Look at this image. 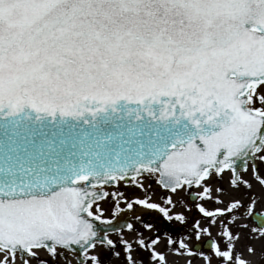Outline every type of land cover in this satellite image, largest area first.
<instances>
[{
	"label": "snow or ice",
	"instance_id": "1",
	"mask_svg": "<svg viewBox=\"0 0 264 264\" xmlns=\"http://www.w3.org/2000/svg\"><path fill=\"white\" fill-rule=\"evenodd\" d=\"M256 242L264 0H0V264H254Z\"/></svg>",
	"mask_w": 264,
	"mask_h": 264
},
{
	"label": "rangeland",
	"instance_id": "2",
	"mask_svg": "<svg viewBox=\"0 0 264 264\" xmlns=\"http://www.w3.org/2000/svg\"><path fill=\"white\" fill-rule=\"evenodd\" d=\"M256 191L257 192L260 191L259 187H257ZM133 192L140 194L139 189H136L134 187L129 189L130 194ZM159 195H160V189L157 187V199H159ZM256 247H257L258 252H259V250L262 247H264V245H262L260 242H256ZM249 258L254 261V264H264V259H262L259 254L254 256V257H249ZM167 260H168V264H188L189 261H193V260L195 261V264H204L202 259H196L195 257L189 256L187 254L181 256V255L173 253V252L167 253ZM17 262H18V260H17Z\"/></svg>",
	"mask_w": 264,
	"mask_h": 264
},
{
	"label": "flooded vegetation",
	"instance_id": "3",
	"mask_svg": "<svg viewBox=\"0 0 264 264\" xmlns=\"http://www.w3.org/2000/svg\"><path fill=\"white\" fill-rule=\"evenodd\" d=\"M261 257V256H260ZM19 264H21V263H19Z\"/></svg>",
	"mask_w": 264,
	"mask_h": 264
}]
</instances>
